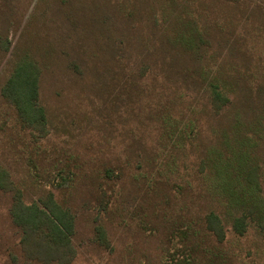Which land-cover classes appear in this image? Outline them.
<instances>
[{"label":"rangeland","instance_id":"obj_1","mask_svg":"<svg viewBox=\"0 0 264 264\" xmlns=\"http://www.w3.org/2000/svg\"><path fill=\"white\" fill-rule=\"evenodd\" d=\"M160 1L0 0V35L8 41L0 49V163L25 201L51 190L77 212L71 264H163L173 227L197 223L196 214L213 204L196 174L208 126L220 119L197 77L201 60L171 44L172 13L210 33L202 66L223 70L231 112H259L264 104V0H162L165 8ZM25 53L42 66L49 133L38 146L16 127L15 109L1 94ZM73 58L81 78L69 66ZM196 126L199 135L191 134ZM120 166L119 178L106 176ZM60 167L75 174L61 191L49 182ZM176 183L192 188L181 192ZM102 188L108 211L99 207ZM11 201L0 192V264H48L44 251L35 257L24 249ZM99 225L108 244L98 241ZM227 228L222 244L203 240L208 256L221 251L226 264H264V233Z\"/></svg>","mask_w":264,"mask_h":264},{"label":"trees","instance_id":"obj_2","mask_svg":"<svg viewBox=\"0 0 264 264\" xmlns=\"http://www.w3.org/2000/svg\"><path fill=\"white\" fill-rule=\"evenodd\" d=\"M160 4L165 8V1L161 0ZM102 16H99V25L103 26L104 33L106 17ZM172 16L170 27L174 32L170 34L173 39L170 42L178 50L189 51L193 58L201 60L196 70L197 77L204 83V89L208 90L212 109L220 123L208 126L210 132L198 158L196 174L200 178L201 194L213 204L204 216L196 214L199 224L191 219L186 225L173 227L168 243L174 247L172 251L167 249L163 264H217L212 261L213 256L220 259V264H226L221 251H214L213 255L208 256L202 246L204 239L214 240L215 245L222 244L228 226L239 235H244L251 227L264 233V104L259 112L251 106L231 112L232 88L223 79V70H213L210 64L202 66L203 56L211 46L210 33L198 26L193 18L182 19L174 13ZM157 21L154 20V23ZM7 42L0 35V49ZM78 62L73 58L69 66L81 78L84 71ZM144 71L142 69L140 74ZM41 75L42 66L38 60L25 53L16 61L1 91L3 98L15 109L16 127L28 129L35 146L39 145V138L49 133L47 110L40 100ZM8 123L3 122L4 125ZM200 132L201 129L191 128V134L199 135ZM178 142L182 143V139ZM116 170H119V174ZM122 172L121 166L107 168L106 176L119 178ZM73 176L75 174L71 169L60 167L49 182L60 191L66 190L74 181ZM176 187L181 192L192 188L190 183L186 186L176 183ZM0 192L11 195L9 214L22 232V245L26 252L36 257L40 256L42 250L46 253L45 262L48 264H71L76 256L72 239L77 212L61 203L51 190H46L44 196L38 199L25 201L23 191L1 163ZM109 198L110 194L102 188L98 203L105 211H108ZM97 235L100 243L108 244L103 226L97 227ZM202 253L204 260L200 261Z\"/></svg>","mask_w":264,"mask_h":264}]
</instances>
